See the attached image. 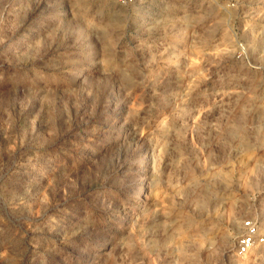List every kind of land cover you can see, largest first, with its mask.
I'll list each match as a JSON object with an SVG mask.
<instances>
[{"label": "rangeland", "instance_id": "1", "mask_svg": "<svg viewBox=\"0 0 264 264\" xmlns=\"http://www.w3.org/2000/svg\"><path fill=\"white\" fill-rule=\"evenodd\" d=\"M264 0H0V264H264Z\"/></svg>", "mask_w": 264, "mask_h": 264}, {"label": "built area", "instance_id": "2", "mask_svg": "<svg viewBox=\"0 0 264 264\" xmlns=\"http://www.w3.org/2000/svg\"><path fill=\"white\" fill-rule=\"evenodd\" d=\"M118 4H125V0H115ZM244 232L239 237L237 244L238 255L245 256L264 246V231L260 232L259 228L252 222L247 221L243 224Z\"/></svg>", "mask_w": 264, "mask_h": 264}]
</instances>
